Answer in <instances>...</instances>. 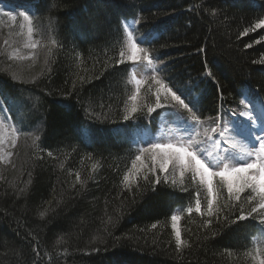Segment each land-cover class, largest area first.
<instances>
[{
  "label": "trees",
  "instance_id": "1",
  "mask_svg": "<svg viewBox=\"0 0 264 264\" xmlns=\"http://www.w3.org/2000/svg\"><path fill=\"white\" fill-rule=\"evenodd\" d=\"M33 8L35 34L51 26L44 61L18 82L0 72L22 141L34 135L16 150V168L0 169V264H258L250 189L239 198L220 190L209 214L207 193L188 175L124 179L140 153L133 137L156 133L164 111L205 121L237 113L245 94L264 102V28H254L264 0H37ZM130 21L155 65L139 85L126 58ZM157 80L197 111L170 97L157 108ZM82 127L96 130L94 141L81 142Z\"/></svg>",
  "mask_w": 264,
  "mask_h": 264
},
{
  "label": "rangeland",
  "instance_id": "2",
  "mask_svg": "<svg viewBox=\"0 0 264 264\" xmlns=\"http://www.w3.org/2000/svg\"><path fill=\"white\" fill-rule=\"evenodd\" d=\"M3 0H0V72L5 73L8 75L10 79H12L15 82L21 81L22 76H24V73L26 72V69L32 67L36 64L38 60L44 61V57L46 55V49L49 46L47 32L51 30V26H47V31L44 30L43 32H37L35 34V30L33 26V33L31 36V39L28 35V28L29 24L27 21L23 19L21 16V12L25 11L27 9L29 13L32 15L31 11V2L33 1H26L21 2L23 0H13L12 4H15L16 2L24 3L25 8H15L18 10V13H9L11 7H14V5H10V2H5V4H2ZM9 1V0H6ZM18 4L16 3L15 6ZM5 17V18H4ZM134 25L132 23L125 24L124 29L127 36V62H130L133 64L134 68L132 69L130 73V81L133 82L134 85H139L144 77V74L146 73L147 69H152L153 65L152 63H149L148 61H144L142 59V54H140L141 59L137 61H131L128 59V56L130 55L129 52V36L132 37L133 41H136L135 35L133 32ZM46 31V33H45ZM37 35V37L35 36ZM36 39H39L36 40ZM46 40V41H43ZM7 41V43H5ZM34 43L37 46L33 49L30 47H25L26 44ZM25 57V59H20L19 57ZM30 57V58H29ZM40 61V62H42ZM8 65L9 67H6ZM4 66V67H3ZM132 66V67H133ZM9 70V72H7ZM1 97V96H0ZM3 102H0V149H3L2 152H0V169L2 168H12L14 169V163H18V160L16 159V149L17 146L23 141H20V133L18 131V124L14 123L11 117V110H9L11 104H7L5 99H3ZM250 100L249 98L244 97L242 101ZM253 101V100H251ZM27 105V102H26ZM25 105V106H26ZM31 109L30 112L34 113V106L33 104H30ZM244 106L241 111H239L240 115L241 113L247 114L249 107H254L255 112L257 115L264 114V110L260 108V106L257 104L256 101H253L251 105H246L245 103H242ZM26 109V107H24ZM27 114V113H26ZM28 116L30 113L27 114ZM234 117V116H233ZM241 120L246 119V115L240 116ZM199 124H195L193 122L188 123L186 126L182 125L180 121H175L173 118H162L159 124L158 131L156 132V137L154 140V143H174V144H186L188 141V133L190 132L193 138V141L195 143H198L201 149L205 152V156L207 159L212 160L214 158V162L216 163V171H219L224 164H228L229 167H232L235 165L236 161L234 159H224V149L218 152L219 147L214 142H211L209 145V141L211 140L213 136V130L208 129L206 122H198ZM16 124V125H15ZM186 129H185V128ZM38 128V127H35ZM214 129V128H213ZM212 130V131H211ZM257 131L259 130V126H257ZM216 134V133H215ZM113 138H115V135H121V133H113ZM31 138V135H30ZM13 139H15V146H13ZM230 143L225 145V147H228L231 153H235L237 157L243 156V152L246 148H250V144L246 139H240V138H229ZM21 142V143H20ZM31 141H28V145H30ZM148 146H141L142 148H145ZM153 153L151 152H142L140 151L139 156L141 157L140 160H134V163L132 164L129 172L126 174L128 177V180L125 181L126 185H132L135 179L145 173V174H151L153 172V168H155V172L159 174L165 175L166 178L172 179L175 182H180L183 178H185L187 175L190 177V179H193V174L191 171H185L183 175H181V170L179 165H172L170 164L168 166V169L164 172H161L159 169V158L157 157V160L153 162ZM244 160L251 159V157L243 156ZM16 168V167H15ZM194 180V179H193ZM196 181L198 187L205 191L207 193V199L209 200V193L207 190L206 184H201L199 177H196L194 180ZM220 190L225 191L228 193L227 188L224 186L223 182L220 180L219 177L213 178V194L211 196V199L214 201V196H216ZM247 190V189H245ZM251 190V189H250ZM252 191V190H251ZM240 192L239 194H241ZM229 194V193H228ZM238 194V195H239ZM255 194V193H254ZM232 195H236L235 189ZM256 195V194H255ZM260 218L264 216V210H261L259 213ZM176 216L178 217V212H176ZM175 224V235L176 232H178V220L173 221V225ZM264 225V223H263ZM264 257V254L260 257L256 258V261L259 264L260 259Z\"/></svg>",
  "mask_w": 264,
  "mask_h": 264
},
{
  "label": "snow or ice",
  "instance_id": "3",
  "mask_svg": "<svg viewBox=\"0 0 264 264\" xmlns=\"http://www.w3.org/2000/svg\"><path fill=\"white\" fill-rule=\"evenodd\" d=\"M21 16L25 21L28 22V35L31 39L33 28L31 27L32 20L31 14L27 9L21 12ZM254 28H264V19H260L255 25ZM246 34V33H245ZM145 42L151 43L150 37H145ZM7 43V41H5ZM37 45L34 43L26 44L25 47L35 48ZM129 52L130 55L128 59L131 61H137L141 59L140 54H142V59L144 61L152 62V58L148 55V52L145 48L141 47L140 42L133 41L132 37L129 36ZM123 58L124 53H120ZM20 59H25L21 56ZM30 58V57H29ZM211 75V73H209ZM156 83L160 85V88L164 91L163 99L161 98L160 90L156 92V106L157 108L163 106V101L168 100L170 97L172 101H175L180 107L188 109L189 112L195 113L197 111L196 104L183 96V94L178 93V91H173L172 88L166 87L161 81L157 80ZM135 100V96L132 97ZM0 102H3L2 97H0ZM246 105H251V100L242 101ZM137 109L133 107L131 113H135ZM154 111L153 108H149L148 112L151 114ZM124 116V120L128 121L131 115ZM246 115L245 120H241L240 116ZM234 118L228 122H221L213 129V132L216 133V136L213 137L218 147L224 149V159H234L236 161L235 165L229 167L228 164L216 171V163L214 158L209 160L205 156V152L201 149L198 143L193 141L192 135L188 133V141L186 144H174V143H152L149 142L148 147L142 148V152H151L153 153V162L159 158V169L161 172H164L168 169L170 164L179 165L181 170V175L184 172L191 171L193 174V179L199 177L201 184L207 185V190L209 193L208 200V209L209 214L212 213L213 209V200L211 196L213 194V178L219 177L223 182L224 186L227 188L229 196L231 197L234 189L239 198L238 194L243 192L245 189H251L253 193L258 197V203L256 206L251 208V211L248 213V216H251L252 213L259 214L261 210H264V114L257 115L254 107H249L248 113H241L240 115L233 114ZM193 119H196L194 116ZM257 126L259 130L257 131ZM113 132H118L119 129H113ZM79 136L82 143H89L94 141L96 138V130L91 129L90 127H82L79 130ZM240 138L246 139L250 148H246L243 152V156L251 157V159L244 160L243 156L237 157L235 153H231L228 147H225L230 143L229 138ZM2 143V141H0ZM13 146H15V139H13ZM3 149H0L2 152ZM51 155V153H49ZM139 155L136 156V160H140ZM135 165V162H133ZM155 174V168H153ZM128 180V177L125 176V181ZM160 181L157 179L156 183ZM23 191V190H21ZM252 198L249 197V202L251 203ZM200 211L199 202H197V209ZM191 211V209H189ZM43 216V213H41ZM248 217L245 215H240L236 219L232 220V223H236L237 220L243 221ZM179 217L172 216V220L176 221ZM261 223H264V216L261 217ZM175 228V224L173 225ZM180 233L176 232L177 246L179 247L180 242ZM259 264H264V257L259 261Z\"/></svg>",
  "mask_w": 264,
  "mask_h": 264
},
{
  "label": "bare ground",
  "instance_id": "4",
  "mask_svg": "<svg viewBox=\"0 0 264 264\" xmlns=\"http://www.w3.org/2000/svg\"><path fill=\"white\" fill-rule=\"evenodd\" d=\"M29 140H30V141H33V140H34V135H32L31 138L29 137L28 139H26L23 143L20 142L21 144H19V145L17 146V149L25 148V147L28 145L27 143H28ZM22 145H23V147H22ZM17 149H16V150H17Z\"/></svg>",
  "mask_w": 264,
  "mask_h": 264
}]
</instances>
